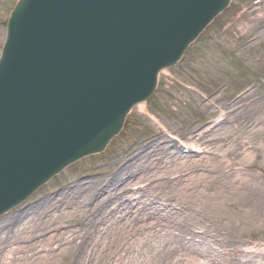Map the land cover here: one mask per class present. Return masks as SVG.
Segmentation results:
<instances>
[{
    "label": "rangeland",
    "instance_id": "rangeland-1",
    "mask_svg": "<svg viewBox=\"0 0 264 264\" xmlns=\"http://www.w3.org/2000/svg\"><path fill=\"white\" fill-rule=\"evenodd\" d=\"M16 1L0 0V49ZM251 1L231 0L159 73L103 152L0 217V264H264V0Z\"/></svg>",
    "mask_w": 264,
    "mask_h": 264
},
{
    "label": "water",
    "instance_id": "water-1",
    "mask_svg": "<svg viewBox=\"0 0 264 264\" xmlns=\"http://www.w3.org/2000/svg\"><path fill=\"white\" fill-rule=\"evenodd\" d=\"M229 0H19L0 57V215L102 151Z\"/></svg>",
    "mask_w": 264,
    "mask_h": 264
},
{
    "label": "bare ground",
    "instance_id": "bare-ground-1",
    "mask_svg": "<svg viewBox=\"0 0 264 264\" xmlns=\"http://www.w3.org/2000/svg\"><path fill=\"white\" fill-rule=\"evenodd\" d=\"M138 108H139L140 111H143V112L145 111V109H144V105H142V104H139V105H138ZM220 129H221V128H220ZM215 130H216V129H215ZM211 134H213V132H210V134H209V138L204 136V137L202 138V139H203L202 141H204L205 139H206V140H209L210 137L212 136ZM204 144H205V142H204ZM155 147H157V142H156V143L154 144V146H152L151 148H155ZM191 147H192V149H196V148L199 147V146H195V144H192ZM203 149H204V152H206V149H209V147H208L207 145H204V148H203ZM154 150H157V149H154ZM147 156H148V155H147ZM207 161H208V159H207Z\"/></svg>",
    "mask_w": 264,
    "mask_h": 264
}]
</instances>
